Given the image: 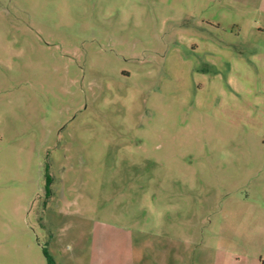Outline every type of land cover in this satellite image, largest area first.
Masks as SVG:
<instances>
[{
  "label": "rangeland",
  "instance_id": "obj_1",
  "mask_svg": "<svg viewBox=\"0 0 264 264\" xmlns=\"http://www.w3.org/2000/svg\"><path fill=\"white\" fill-rule=\"evenodd\" d=\"M264 264V0H0V264Z\"/></svg>",
  "mask_w": 264,
  "mask_h": 264
},
{
  "label": "trees",
  "instance_id": "obj_2",
  "mask_svg": "<svg viewBox=\"0 0 264 264\" xmlns=\"http://www.w3.org/2000/svg\"><path fill=\"white\" fill-rule=\"evenodd\" d=\"M51 264V263H50Z\"/></svg>",
  "mask_w": 264,
  "mask_h": 264
}]
</instances>
